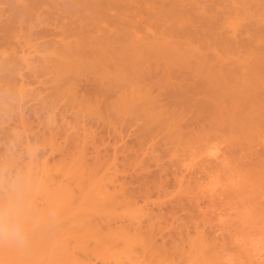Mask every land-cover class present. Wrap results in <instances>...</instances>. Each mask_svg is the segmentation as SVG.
Wrapping results in <instances>:
<instances>
[{
	"label": "rangeland",
	"instance_id": "374dc122",
	"mask_svg": "<svg viewBox=\"0 0 264 264\" xmlns=\"http://www.w3.org/2000/svg\"><path fill=\"white\" fill-rule=\"evenodd\" d=\"M0 167L39 171L34 208L57 213L0 264H245L264 243V0H0ZM86 224L131 246L108 255Z\"/></svg>",
	"mask_w": 264,
	"mask_h": 264
},
{
	"label": "clouds",
	"instance_id": "9594fccd",
	"mask_svg": "<svg viewBox=\"0 0 264 264\" xmlns=\"http://www.w3.org/2000/svg\"><path fill=\"white\" fill-rule=\"evenodd\" d=\"M34 187L26 172L0 167V243L23 248L35 228L57 220L55 210L46 215L36 212Z\"/></svg>",
	"mask_w": 264,
	"mask_h": 264
},
{
	"label": "bare ground",
	"instance_id": "6f19581e",
	"mask_svg": "<svg viewBox=\"0 0 264 264\" xmlns=\"http://www.w3.org/2000/svg\"><path fill=\"white\" fill-rule=\"evenodd\" d=\"M213 148H214V147H213ZM213 148H211V150H212ZM215 148H216V147H215ZM215 148H214V149H215ZM214 149H213L212 151H216V149H215V150H214ZM217 150H218V149H217ZM216 152H217V151H216ZM216 152H212L211 154L216 153ZM209 154H210V153H209ZM213 155H214V154H213ZM216 155H217V154H216ZM218 156H219V155H218ZM212 157L214 158V156H212ZM212 157H211V158H212ZM215 158H216V157H215ZM215 158H214V159H215ZM217 159H218V158H217ZM37 164H38V163H37ZM37 164H36V165H37ZM46 164H48V163L46 162ZM47 166H48V165H47ZM34 167H35V165H34ZM38 167H39V166L37 165V168H38ZM40 167H41V166H40ZM48 167H49V166H48ZM35 169H36V167H35ZM40 169H41V168H40ZM55 169H56V168H55ZM37 170H38V169H37ZM37 170H35V171H37ZM41 170H42V169H41ZM43 170H44V172H47L46 168H45V169L43 168ZM45 170H46V171H45ZM48 170H49V168H48ZM54 171H55V170H54ZM54 171H53V172H54ZM37 173H39V171H38ZM37 173H36V174H37ZM36 174L34 173L35 176H36ZM40 174H41V173H40ZM55 174H56V173H54V176H56ZM34 175H33V176H34ZM45 175H46V174H45ZM50 175L53 176L52 173L49 174V176H48V173H47V175H46L45 178H47V180H48L49 178L52 177V176L50 177ZM79 175H81V174H79ZM35 176L32 177V179H34ZM38 176H39V175L37 174L36 177L38 178ZM61 176H62V174H61ZM64 176H65V175H64ZM75 176L77 177L78 175H75ZM48 177H49V178H48ZM76 177H74V178H76ZM81 177H82V175H81ZM81 177H79V179H80ZM37 178H36V180L34 179V183H35V181H38ZM41 178H42V177H41ZM42 179L44 180V178H42ZM42 179H41V180H42ZM52 179H54V178H52ZM79 179H78V183L80 184V180H79ZM43 180H42V181H43ZM45 180H46V179H45ZM47 180H46V181H47ZM42 181L39 182V183L41 184ZM48 181H49L50 184H51V181H50V180H48ZM60 181H61V180H60ZM82 181H84V180L82 179ZM82 181H81V183H82ZM110 181H111V182H110ZM110 181H109L110 183L108 182V185H110V184L112 185V184H113L112 186H113L114 189L111 188L112 191H111L110 189H109V190H110V191H109L108 188L104 185V184H106V183L101 184V186L97 185V186H99L98 189L94 187L95 189L93 190V191H96V192H97V190H98L97 193H98L99 195H101V194H103V192H100V191H102V189H103V191H104V189H105V187H106V190H105L106 193H104V194L101 195V196H105V197H106V196H109V197L111 196V197H110L111 200L109 199V197H106V198L104 197L106 200H108V201H105V202H109V200H110V202H112V200H115V199L118 198V197H115L114 199L112 198L113 190L115 191L116 188L114 187V186H115V184H114L115 181H113L114 183H112V180H110ZM49 182H48L47 184H49ZM57 182H58V178H57V181H56V182L53 181V183H56V184H53V185H56V187H57L58 185H60L61 190L59 189V188H60L59 186H58L59 188H58V187H57V188H58L60 191L64 190L62 187H63L64 185H66L67 183L65 182V183H66V184H65L63 181H61V183H64V184H60V183L57 184ZM76 182H77V181H76ZM76 182H75V183H76ZM43 183H45V181H43ZM78 183H77V184H78ZM37 184H38V183H37ZM37 184H36V185H37ZM68 184H69V183H68ZM77 184H76V185H77ZM85 184H86V183H85ZM34 185H35V184H34ZM53 185H52V186H53ZM103 185H104L105 187H104ZM106 185H107V184H106ZM111 185H110V186H111ZM43 186L45 187V184H44ZM47 186H48V185H46V188H45L46 190H48L49 188L51 189V185L48 186V187H49L48 189H47ZM66 186H67V188L70 187V188H69V189L71 190L70 192L73 191V189H71V185H69V187H68V185H66ZM66 186H64V188H65ZM77 186L79 187V185H77ZM87 186H88V184H87ZM35 187H36V186H35ZM80 187H81V184H80ZM83 187H84V186H83ZM83 187H81V188H83ZM85 187H86V186H85ZM101 187H102V188H101ZM67 188H65V190H67ZM81 188H80V190H81ZM109 188H110V187H109ZM211 188H212V187H211ZM40 189H41V188L38 189V192L40 191ZM45 189H43V192H42V190H41L42 193H40V192H39V193H40L41 195H42L43 193L45 194V192H46V191H44ZM54 189H55V188H54V186H53V190H51V192H52V191H58V190H56V189L54 190ZM69 189H68V190H69ZM77 189H78V188H77ZM83 189H84V188H83ZM89 189H90V186H89ZM92 189H93V188H92ZM96 189H97V190H96ZM65 190H64V192H65L64 194H67L68 192L66 193ZM68 190H67V191H68ZM78 190H79V189H78ZM80 190H79V191H80ZM99 190H100V191H99ZM107 190H108V193H107ZM116 190H117V189H116ZM120 190H121V189H120ZM120 190H119V192H120ZM48 191H49V190H48ZM90 191H91V189H90ZM122 191H126V190H125V189L123 190V188H122ZM122 191H121V192H122ZM211 191H212V190H211ZM62 192H63V191H62ZM91 192H92V191H91ZM117 192H118V190H117ZM46 193H47V192H46ZM79 193L81 194V192H79ZM110 193H111V194H110ZM122 193H123V192H122ZM130 193H131V192H130ZM68 194H70V193H68ZM73 194H74V193L70 194V195H71L70 198L72 197L73 200H74V195H76V194H74V195H73ZM88 194L90 195V193H88ZM88 194H87V195H88ZM108 194H109V195H108ZM48 195H49V194H48ZM48 195H46V196H48ZM54 195L61 196V194H58V193H55ZM72 195H73V196H72ZM87 195H86V196H87ZM89 195H88V196H89ZM96 195H97V194H96ZM115 195H116V194H115ZM121 195H124V194H120V196H121ZM43 196L45 197V195H42V197H43ZM52 196H53V195H51V196L48 197V198H50V200H48V198L45 197V198H44V201H47V200H48V202H52V198H53V197H54V199L56 200L55 196H53V197H52ZM58 196H57V197H58ZM88 196H87V197H88ZM93 196H94V194H93ZM64 197H65V196H64ZM75 197H76V196H75ZM97 197H98V196H97ZM122 197H123V196H122ZM122 197H121V198H122ZM60 198H61V197H60ZM83 198H84V197H83ZM89 198H92V197H89ZM98 198H99L98 200H100L101 197H98ZM107 198H108V199H107ZM45 199H47V200H45ZM61 199H62V198H61ZM61 199H57V200H58V201L56 200L57 202L53 201L54 203H56V204H54V203H53V204L58 206V202H59ZM87 199H88V198H87ZM118 199H119V198H118ZM128 199H129V196H128ZM128 199H127V202H128ZM42 200H43V199H42ZM62 200H63V199H62ZM62 200H61L60 202H63V203H64V201H62ZM65 200H66V199H65ZM67 200H68V199H67ZM88 200H89V199H88ZM88 200H86V201L89 202L90 200H89V201H88ZM69 201H70V199H69L66 203H64V205H63V203H61V206H62L63 208H65L66 205H67V206L69 205V207H66V209L68 208V209H67L68 212H69V210H70L69 208H71V209L73 208V207H71L70 204H67ZM71 201H72V199H71ZM84 201H85V199H84ZM86 201H85V202H86ZM94 201H95V200H94ZM103 201H104V200H103ZM116 201H117V200H116ZM121 201H123V200H121ZM129 201H130V199H129ZM48 202H45V203H48ZM87 202H86V203H87ZM105 202H104V203H105ZM110 202H109V204H111ZM119 202H120V201H119ZM119 202H117L116 204H117V205L121 204V202H120V203H119ZM73 203H74V201H73ZM90 203L92 204L91 201H90ZM97 203H98V202H97ZM99 203H100V202H99ZM99 203H98V204H99ZM118 203H119V204H118ZM123 203H124V205L126 204L125 200H124ZM65 204H66V205H65ZM71 204H72V203H71ZM113 204L116 205L115 203H113ZM50 205L52 206V204H50ZM50 205H49V203H48V206H49V207H50ZM72 205H73V204H72ZM105 205H106V204H105ZM111 205H112V204H111ZM114 205H113V206H114ZM121 205H122V204H121ZM98 206H102V204H101V205H98ZM119 206H120V205H119ZM119 206H118V207H119ZM46 207H47V206H46ZM53 207H54V206H52V208H53ZM62 207H61V208H62ZM103 207H104V206H103ZM121 207H122V206H121ZM54 208H57V207H54ZM63 208H62V209H63ZM75 208H78V206L75 207ZM115 208H116V207L114 206V209H115ZM62 209H61V210H62ZM73 209H74V208H73ZM140 209H141V208H140ZM63 210L65 211V209H63ZM63 210H62V211H63ZM67 210H66V211H67ZM70 211H71V210H70ZM65 215L68 216V214H66V213H65ZM75 215H76V214H75ZM85 215H86V214H85ZM219 215H220V214H219ZM76 216H77V215H76ZM73 217H74V223H76V222H75V216H73ZM78 217H79V216H78ZM78 217H77V218H78ZM82 217H83V216H81V218H82ZM220 217H221V216H220ZM69 218H70V217H69ZM71 218H72V217H71ZM79 218H80V217H79ZM82 219H83V218H82ZM71 220H72V219H71ZM137 220L139 221V219H137ZM137 220H135V221H137ZM86 221H87V219H86ZM88 221H90V220L88 219ZM138 221H137V223H138ZM83 222H84V220H83ZM99 222H100V221H99ZM139 222H140V221H139ZM70 223H71V222H70ZM77 223H80V225H81V220H80V222H77ZM85 223H86V222H85ZM85 223H84V224H85ZM88 223H90V222H88ZM88 223H87V224H88ZM95 223H96V222H95ZM95 223H94V225H95ZM104 223H105V222H104ZM84 224H83V225H84ZM87 224L85 225L86 227H83L84 230H86V232H87V230H89V229H86V228H87ZM90 224H91V223H90ZM90 224H88V226H89ZM121 224H122V223H120V224L117 226V228H118L119 230H121L120 226H123V225H121ZM132 224H133V223H132ZM134 224H135V223H134ZM83 225H82V226H83ZM82 226H81V227H82ZM99 226H100V224H99L98 227H97L98 229L101 227V226H100V227H99ZM106 226H108V225H106ZM89 227H90V226H89ZM115 227H116V226H115ZM91 228L94 229V227H91ZM95 228H96V225H95ZM105 228H107V227H105ZM110 228H111V226H110ZM110 228H109V226H108V228H107L108 231L111 230V229H112V230H115V229H116V228H111V229H110ZM135 228H136V227H135ZM135 228H134V229H135ZM93 229H91V230H93ZM98 229H96V230L99 231ZM101 229H103V232L106 231V230L104 229V227H103V228H100V230H101ZM118 229H116V231H117ZM122 229H123V228H122ZM139 229H140V228H139ZM96 230H93V232H92V231H91V232H92L93 234L95 233V234L98 235L99 237L102 236V234H104V233H102V234L100 235L98 232H97V233H98V234H97V233H96ZM123 230L125 231V229H123ZM126 230H127V228H126ZM150 230H151V229H150ZM94 231H95V232H94ZM128 231H129V230H128ZM132 231H133V230H132ZM134 231L137 232V229H135ZM134 231H133V232H134ZM138 231H140V230H138ZM91 232H90V231L87 232V233H89V234H88L89 237H90V235H91L92 237L95 235V234L93 235ZM99 232H100V231H99ZM106 232H107V231H106ZM106 232H105V235H103L101 238H98V236H94V237H97V239L95 238L96 240H95V239H94V240L97 241V242H99V240L101 239V240H103V241H102L103 243H104L105 241H108L107 244L111 242V244H113V245H112V246L110 245V247H111L113 250L111 249L112 251H110V252H113V251L115 250L114 247L116 248V250L114 251V253H116L117 251L119 252V251H120L119 249H121L120 252H125V249H126L127 247L125 248V247L122 246V245H123V243H124L125 246L129 245V244H130L129 242H130L131 240L128 241V243H129V244H128L127 241H125V238H124V241H125L127 244H126L123 240H122V243H121V241H120L121 245H120L119 241H118L116 244H114L115 241H114V243H112V240H114V239H116V238L113 237V236H115V235L117 236L118 233H120V232H116L117 234H115V232H112V234H115V235H112V234L110 233V231H109V232H108V235H112V238H113V239L110 238L111 240H110V239H107V238H105V239L103 238V237H106ZM126 232H127V231H126ZM135 232L133 233V236H134V234H136ZM152 232H153V231H152ZM87 233H86V235H87ZM90 233H91V234H90ZM109 233H110V234H109ZM138 233H139V232H138ZM125 234H127V233H124V235H125ZM129 234H130V232H129ZM131 234H132V233H131ZM149 234H150V233H149ZM250 234H251V233H250ZM250 234H249V235H250ZM108 235H107V236H108ZM124 235H123V232H122V235H119V236H120L119 240H120L121 238L125 237ZM251 235H253V233H252ZM251 235H250V236H251ZM78 236H80V234H79ZM82 236H83V234H82ZM121 236H122V237H121ZM127 236H128V235H127ZM149 236H150V235H149ZM259 236H260V235H259ZM80 237H81V236H80ZM87 237H88V236H87ZM89 237H88V238H89ZM117 237H118V236H117ZM143 237H144V235H143ZM146 237H147V236H146ZM238 237H239V236H238ZM238 237H237V238H238ZM241 237H242V236H241ZM241 237H240V238H241ZM252 237H253V236H252ZM256 237H258L257 234H256ZM133 238H134V237H133ZM136 238H137V237H136ZM136 238H135V239H136ZM147 238H148V237H147ZM149 238H150V237H149ZM242 238H243V237H242ZM262 238H264V237H262ZM81 239H83V238H81ZM81 239H80V241H81ZM84 239H85V238H84ZM84 239H83V240H84ZM129 239H130V238H129ZM145 239H146V238H145ZM152 239H153V238H152ZM238 239H239V238H238ZM247 239H248V238H247ZM250 239H251V238L249 237V240H250ZM259 239H260V238H258V240H259ZM91 240H92V238H91V239H88L89 242H90ZM117 240H118V238H117ZM126 240H127V239H126ZM140 240H141V239H140ZM143 240H144V239H143ZM143 240H142V241H143ZM150 240H151V238H150ZM243 240H244V239H243ZM86 242H87V241H86ZM91 242H92V241H91ZM91 242H90V243H91ZM97 242H96V243H97ZM149 242H150V241H149ZM83 243H84V242H82V247H83V246L85 247L86 244L88 245V242H87L86 244H84V245H83ZM93 243H94V241L92 242V244H93ZM96 243H95V244H96ZM100 243H101V242H100ZM103 243H101V244H102V247H101V248H105V247H106V242L104 243L105 245H103ZM134 243H135V242H134ZM142 243H144V242H142ZM146 243H147V242H145V245H144V246L147 245ZM233 243H234V242H233ZM95 244H93V245L96 247ZM132 244H133V243H132ZM87 245H86V246H87ZM108 245H109V244H108ZM117 245H118V246L120 245V246H119L120 248L118 247V248H119L118 250H117ZM137 245H138V244H137ZM140 245H141L140 252L142 251L141 249H144L142 252L145 253V251H146L147 254H146V253H145V254H146L147 257H145V258H148V253H149V252H147V250H146V248H148V247H144V248H142V247H143V244H140ZM234 245H236V244H234ZM251 245H252V247H251V248L249 247L251 251H250L249 249H247V247H248L249 245H248L247 247L244 246L245 249H247V250H249V252H251V253H248V251H244V252H246V253H244L245 256H246V257H244V258L246 259V261L249 259V262L247 261L248 263H250V261L252 260V263H253V264H254L255 262L257 263V261L259 262L258 264H261V262L264 261V243H262V241H261V242H259V243H258V242H257V243H252ZM97 246H98V244H97ZM99 246H100V244H99ZM121 246H122L123 248H125L124 251H123V249L121 248ZM130 246H131V244H130ZM134 246H136V245H134ZM147 246H148V245H147ZM95 247H94V249H95ZM110 247H109V248H110ZM128 247H129V246H128ZM150 247H152V246L150 245ZM236 247H237V246H236ZM87 248H88V246L86 247V249H87ZM96 248H98V247H96ZM107 248H108V247H107ZM131 248H132V247H131ZM138 248H139V247H138ZM156 248H157V247H156ZM237 248H238V247H237ZM94 249H93V250H94ZM105 249H106V248H105ZM135 249L137 250V248H135ZM148 249H149V248H148ZM152 249H154V248H152ZM152 249L150 248V250H152ZM241 249H242V248H241ZM106 250H107V249H106ZM131 250H132V249H131ZM136 250H134V251H133V250H132V251H129V252H130V253L128 252V253H129V256L132 255L131 252H133V254H134V252H135V256H136V254L138 253V251H136ZM161 250H162V249H160V252L162 253ZM87 251H88V250H87ZM126 251H128V249H126ZM153 251H154V250H153ZM158 251H159V250H158ZM242 251H243V250H242ZM100 252H102V251L100 250ZM105 252H106V251H103L102 253L105 254ZM107 252H108V250H107ZM107 252H106V253H107ZM110 252H108L109 254H108V253H107V254L110 255V254H111ZM118 252H117V253H118ZM120 252H119V255H120ZM140 252H139V253H140ZM151 252H152V251H150V254H151ZM163 252H164V250H163ZM94 253H95V251H94ZM97 253H98V252H97ZM102 253H101V254H102ZM114 253H112V254L114 255ZM143 253H142V254H143ZM155 253H156V251L153 252L154 255H155ZM164 253H165V252H164ZM213 253H214V252H213ZM240 253H241V252H240ZM247 253H248V254H247ZM98 254H99V253H98ZM104 254H103V255H104ZM123 254H125V253H123ZM142 254H141V255H142ZM145 254H143L142 256H144ZM153 254H152V257H150L151 259L154 258ZM157 254H158V253H156V255H157ZM125 255H128V254L126 253ZM138 255H139V254H137V256H138ZM162 255H163V254H162ZM247 255H248L249 258L247 257ZM105 256H106V254H105L103 257H105ZM114 256L116 257L115 260L119 259V256H116V255H114ZM132 256H133V255H132ZM132 256H130V258H132ZM137 256H136L135 259H139V258H140V255L138 256L139 258H137ZM213 256H215V255H213ZM115 257H114V258H115ZM133 257H134V256H133ZM156 257H157V256H156ZM216 257H217V256H216ZM240 257H241V256H240ZM240 257H239V258H240ZM106 258L108 259V257H106ZM120 258H121V257H120ZM167 258H168V257H167ZM104 259H105V258H104ZM121 259H122V258H121ZM132 259H133L132 263H131V261H129L130 259L127 258V261H129V262H122V263L119 262L118 264H120V263H121V264H124V263H125V264H129V263H130V264H139V261H138V260H136V261H138L137 263H134V262H135V259H134V258H132ZM142 259H143V258H142ZM142 259L140 258L139 260H141V262H143L144 259H143V261H142ZM154 259H155V261L158 260V259H156V258H154ZM205 259H206V258H205ZM205 259H203L202 262H204ZM212 259H216V258L213 257ZM212 259H211V260H212ZM217 259H219V257H218ZM102 260H103V258H102ZM211 260H210V261H211ZM220 260H221V259H220ZM242 260H243V259H242ZM103 261H104V260H103ZM118 261H119V260H118ZM118 261H114V262L116 263V262H118ZM169 261H170V260L168 259V262H169ZM225 261H226V260H225ZM244 261H245V260H244ZM246 261L244 262L245 264H247ZM254 261H255V262H254ZM260 261H261V262H260ZM141 262H140V264H142ZM145 262H146V261H145ZM145 262H144V263H145ZM158 262H159V261H158ZM227 262H228V261H227ZM106 263H107V261H106ZM198 263H199V262H198ZM209 263L212 264L211 262H208V264H209ZM213 263H214V264H217L216 261H215V262L213 261ZM256 263H255V264H256ZM90 264H91V263H90ZM104 264H105V263H104ZM107 264H108V263H107ZM146 264H148V263L146 262ZM152 264H155V263H152ZM158 264H160V263H158ZM165 264H166V263H165ZM167 264H170V262L167 263ZM194 264H196V263H194ZM199 264H200V263H199ZM202 264H204V263H202ZM205 264H206V263H205Z\"/></svg>",
	"mask_w": 264,
	"mask_h": 264
}]
</instances>
